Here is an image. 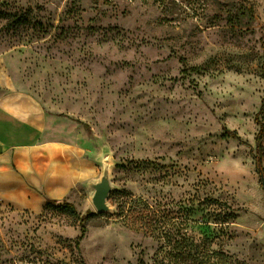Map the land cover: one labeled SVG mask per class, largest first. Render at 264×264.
Instances as JSON below:
<instances>
[{
  "label": "rangeland",
  "instance_id": "rangeland-1",
  "mask_svg": "<svg viewBox=\"0 0 264 264\" xmlns=\"http://www.w3.org/2000/svg\"><path fill=\"white\" fill-rule=\"evenodd\" d=\"M263 52L264 0H0V105L46 117L45 136L82 149L112 189L108 213L87 183L55 199L76 217L37 212L23 191L14 203L28 209L0 204V264H178L188 236L264 264L249 151L260 122L264 172ZM133 201L164 217L166 237L125 227Z\"/></svg>",
  "mask_w": 264,
  "mask_h": 264
},
{
  "label": "crops",
  "instance_id": "crops-1",
  "mask_svg": "<svg viewBox=\"0 0 264 264\" xmlns=\"http://www.w3.org/2000/svg\"><path fill=\"white\" fill-rule=\"evenodd\" d=\"M47 123L46 117L31 123L0 105V204L28 209L14 203L23 191L24 199L39 200V212L46 200L55 201L72 187L96 181V170L83 150L55 144L45 136ZM61 151L67 152L60 156ZM9 173L16 182L8 180Z\"/></svg>",
  "mask_w": 264,
  "mask_h": 264
},
{
  "label": "trees",
  "instance_id": "trees-1",
  "mask_svg": "<svg viewBox=\"0 0 264 264\" xmlns=\"http://www.w3.org/2000/svg\"><path fill=\"white\" fill-rule=\"evenodd\" d=\"M3 17H10L8 20V25L10 27H15L26 23L24 17L3 14ZM264 55V52H263ZM259 125V131L257 136L255 137V145L254 147H250V155L254 163L255 170L257 172L259 183L261 190L264 192V172L262 167V146L260 144V138L263 132V125L260 122H257ZM83 127L89 131L87 125L82 124ZM224 137H230L233 140L240 142L239 137L235 132H228L224 130ZM45 210H55L59 213L67 214L69 216L76 217V210L74 206L66 201H63L61 204H57V202L53 200H46L44 204ZM92 214L87 213V215L83 218L82 221L86 220ZM80 221V235L77 238V241L80 240L85 232L84 226ZM125 227L134 231L141 232L146 235H154L158 234V237H162L165 235L164 227L167 223L164 217L160 216L157 213V210L153 208H149L147 205L139 204L136 202H131L127 209V213L123 219ZM208 239H201V247L194 242L193 237H186L183 239V244L178 248L179 252L176 254L175 258L178 260V264H231V258L222 253H215L213 251L208 250L207 242ZM160 264H169L165 262L166 258H161ZM177 264V263H176Z\"/></svg>",
  "mask_w": 264,
  "mask_h": 264
},
{
  "label": "water",
  "instance_id": "water-1",
  "mask_svg": "<svg viewBox=\"0 0 264 264\" xmlns=\"http://www.w3.org/2000/svg\"><path fill=\"white\" fill-rule=\"evenodd\" d=\"M89 189L92 191L91 204L96 213H108L107 199L112 189L107 173H103L90 184Z\"/></svg>",
  "mask_w": 264,
  "mask_h": 264
}]
</instances>
